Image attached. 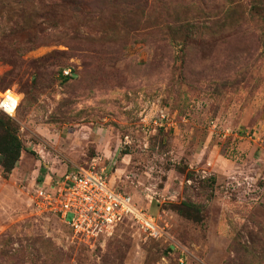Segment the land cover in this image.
<instances>
[{
	"label": "rangeland",
	"instance_id": "374dc122",
	"mask_svg": "<svg viewBox=\"0 0 264 264\" xmlns=\"http://www.w3.org/2000/svg\"><path fill=\"white\" fill-rule=\"evenodd\" d=\"M9 90L0 264H264V0H0ZM75 166L168 238L128 224L86 244L33 212L39 179Z\"/></svg>",
	"mask_w": 264,
	"mask_h": 264
},
{
	"label": "built area",
	"instance_id": "2783aa9c",
	"mask_svg": "<svg viewBox=\"0 0 264 264\" xmlns=\"http://www.w3.org/2000/svg\"><path fill=\"white\" fill-rule=\"evenodd\" d=\"M19 106L16 92L1 94V113L14 117ZM30 200L33 212L58 217L75 239L86 244H95L128 224L146 239L168 238V231L157 219L138 208L129 194L113 187L103 172L94 168L75 166L57 181L45 179L33 189Z\"/></svg>",
	"mask_w": 264,
	"mask_h": 264
},
{
	"label": "trees",
	"instance_id": "16d2710c",
	"mask_svg": "<svg viewBox=\"0 0 264 264\" xmlns=\"http://www.w3.org/2000/svg\"><path fill=\"white\" fill-rule=\"evenodd\" d=\"M3 115L2 117H6V115ZM20 148V143L14 139L11 131L7 129L0 121V155L8 158L4 165L7 171L13 170L16 167V164L20 158ZM11 152H13L14 156L8 157V154ZM42 180L43 177L39 179V183H41Z\"/></svg>",
	"mask_w": 264,
	"mask_h": 264
}]
</instances>
